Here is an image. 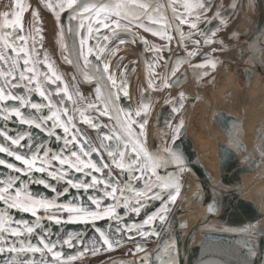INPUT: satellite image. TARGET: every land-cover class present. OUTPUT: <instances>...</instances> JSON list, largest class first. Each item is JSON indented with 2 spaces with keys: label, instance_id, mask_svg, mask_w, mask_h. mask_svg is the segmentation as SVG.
<instances>
[{
  "label": "water",
  "instance_id": "1",
  "mask_svg": "<svg viewBox=\"0 0 264 264\" xmlns=\"http://www.w3.org/2000/svg\"><path fill=\"white\" fill-rule=\"evenodd\" d=\"M48 1L54 7L50 8L49 14H46L52 21L54 33L57 31L58 42L61 41V43L59 42V54L64 68H59L56 65V60H52L53 54L47 53L45 49L42 24L47 8H42L46 0H39L38 6L36 5L32 13L33 17L34 14L38 13L36 18L38 22H34V19L32 22V41L36 62L34 64L31 59L29 44L25 43L26 39L24 41L17 39L15 45L17 47L26 46L28 56L20 53L17 57L19 60L18 67L16 73L13 74L17 75L18 72L23 71L25 76L30 75L23 64V59L27 58L30 60L27 67L34 68L37 73L36 79L40 81L39 86L33 87L35 81L26 85L25 81L19 79L15 82L7 81L3 86L8 89V94L12 96L28 97L29 104L45 105L48 100H51L57 109L65 107L71 109L74 113L71 124H75L76 129H79L81 133H87L81 142L90 140L100 150L99 155L93 153L91 160L96 162L98 166L106 164L108 167L102 173H96L93 170L89 174L87 169L80 173L68 166H61L59 161H51L45 164L46 170L44 172H38L35 169L29 172L27 166L23 165L21 161L15 160L13 156H8L6 153H0V159H5L23 169L20 172H15L7 168L6 165H0V188L6 187V182L10 178H15L13 188L21 189L22 196L42 200L45 204L51 205V207L38 206L34 215L32 212L10 207L4 201H0V215L9 221L11 227L15 228L19 225V230L23 233L20 237L12 236L9 233L4 234L3 240L0 241V247H3L5 252L0 253V264H73L74 261L81 259H89L92 262L97 259L102 260L104 255L127 247L135 257L120 256L106 264H142L144 257H148V259L143 261V264H168L169 250L173 246L176 250V260L172 264H264V222L260 223L264 219V200L255 190L246 191L244 187L250 173L249 155L253 152V146L249 141L245 122L236 110L216 113L215 116L221 124V130H226L229 140L241 154L224 145L220 147L222 187L215 189V195L210 188L205 189L206 198L202 207L208 205L213 197H215V203L211 206V210L200 217L192 226L187 219L183 218L191 209L190 206H185L186 194L199 189L201 186L199 149L189 134L192 112L197 102H204L208 109L210 108L211 95L209 92H204L203 89L216 83L215 73L223 67L224 63H226V72L228 71L227 64L237 63L236 60L229 57L215 62V59L207 53L208 51L203 52L204 49L201 46L216 44L224 48L223 51L237 49L240 58H242L245 51L242 48L243 43L239 41L241 38L246 39L250 32L249 26L253 20L246 17L247 28L243 31L236 30L230 35V38L235 41L233 45L225 43L224 39L204 43L205 31L209 33V36L213 33L212 23L201 27L200 22L197 23L196 29H191L192 22L186 19L193 16L200 17L204 12L211 10L216 0H137L138 3L162 6L159 15L152 16V20L159 21V24L148 22L145 18L146 26L142 27L138 26L135 21L129 23V21L120 18L122 27H127L131 31L117 29L115 33L110 28H104L103 24L94 23L90 25L91 17H98L95 11L91 12L89 16L88 13L83 12V9H80V15L77 18V14L66 7L71 0ZM100 2L101 0H76L73 7L80 4H83L84 7H88L90 4L99 5ZM103 2L114 4L120 0H103ZM201 2L207 5L206 11L196 7L190 9L185 7V4L195 5ZM238 2L239 12L243 10L244 4L248 11L253 9V4L256 3L257 5L258 26L253 30V35L247 37L246 42L254 64L259 66L262 63L259 59H261L260 56L264 49V0H232L230 5L219 14L223 20H231L230 17L237 9ZM17 3L22 6L23 1L17 0L13 8L9 10V19H15L13 14L18 11ZM58 3L65 4L63 11L60 10ZM221 4L222 0H219V6ZM219 6H216V10L220 8ZM42 9L44 13L41 12ZM173 9L178 14V18L174 17ZM21 17L23 18L22 15ZM110 17L114 21L118 19L114 15ZM105 19L106 17L103 16L100 20L106 22ZM215 19H218V16ZM180 20H186V22L180 24L178 29L177 24ZM113 22L107 23L111 25ZM81 24L84 27H81ZM89 26L93 30L92 33L88 32ZM161 26L166 27L161 28ZM216 26L215 24L214 27ZM60 27L65 30L62 39L61 32L57 30ZM35 28L40 29L39 33L35 32ZM162 31H166L171 40L160 34ZM180 32H183L185 39L181 40ZM190 32L193 35L189 37ZM19 34L26 38L23 27ZM81 38L86 41L85 53L88 47L93 48V52L89 56L91 63L88 65L84 64V55L80 53L79 41ZM121 41L123 42L121 43ZM143 41H147V43ZM195 41H200L202 44H196ZM158 46L162 51L157 56L156 49ZM98 48L103 49V52L97 53ZM215 51L217 50L214 48L212 52ZM37 53L41 55L38 56ZM187 53L196 54L188 57ZM44 56L47 57L46 61ZM65 57L72 62L67 63ZM154 57H156L155 62L153 61ZM178 60L180 63L179 67L176 68ZM207 61L214 62L215 67L212 68L209 64L206 69L196 68L197 65L205 64ZM49 63L52 65L51 70L47 68ZM104 64H108L109 68L105 74V80H100L96 67L98 66L103 71ZM1 66L2 71L9 69L3 62H1ZM185 66L189 67L190 75L183 69ZM38 67L41 68L40 74L36 70ZM174 68L176 69L175 75L172 74ZM66 69H69L68 75ZM138 69H141L139 90L137 89V80L133 83V76ZM46 72L48 75L55 72L60 80H57L56 84L46 83L44 79ZM205 72V80L201 83L196 76L199 77ZM109 75L116 81V86L112 91L119 93V99L114 102V106L109 108L108 115H103L101 111L88 108L87 105L93 104L97 108H102L104 103L113 104L111 100L105 101L104 99L108 94V86H110V82L107 81ZM122 78L126 82L127 97L123 95V89L120 87ZM190 78L193 79L197 88L195 94L185 89L186 84L191 80ZM0 81H4V77H0ZM65 86L67 93L61 92ZM29 88H32V91H28ZM97 88H101V95L99 96L96 92ZM40 90L45 92L44 97L40 96ZM54 93H60V95H54ZM181 93L184 94L182 107L175 103ZM69 95L72 97L71 101L68 100ZM228 95L230 92L226 97ZM145 104L148 106L146 113L143 110ZM19 106L18 101H0V130L7 131L8 135L13 138L30 133L31 138L25 136L21 145L17 146L0 136V144L14 149L26 157L37 154L36 167L41 166V161L44 160L43 154L46 151L49 152V156L60 154L64 158L69 156L68 149L78 151V148H74L71 140V132L65 134L63 128L59 126L51 129V124L55 121H48L46 125L37 128L34 125L21 123L20 118L16 117L14 113L3 112L6 107L11 109ZM117 108L123 110L120 113L121 116L127 112L141 111L140 117L135 115L129 117V121H135L132 123L133 139L140 140L138 151H140L141 162V168H136L133 165L131 172L127 169V165L130 163L129 157H134L136 154L125 152L123 159L125 169L122 170L113 164L112 158L103 148L99 139V137L115 132L124 144L128 143L114 115ZM77 110L83 111L86 117L98 118L100 124L107 126V128L101 127L97 130L83 123ZM21 111L25 116L31 114L41 119L51 115L47 107L32 109L27 106L22 107ZM5 115H7V119L4 118ZM178 116L179 119L176 123ZM61 119L67 123L63 113H61ZM245 120H249V115L245 116ZM181 121H183V127L177 134L176 129ZM39 122L37 120V123ZM140 123L145 124L143 129H140ZM49 129L54 132V135H48ZM57 137H61V139H57ZM65 139L69 141L67 146L64 143ZM77 139H81V137L77 136ZM108 143L115 145V141ZM24 145L28 146L25 147ZM131 146L129 144V148ZM141 149L153 154L165 163L154 169L148 168L146 174H142L144 156ZM121 150L124 151L123 147ZM173 152L182 156V165L176 163L172 157ZM118 162H120L119 158ZM53 171L57 174L63 172L68 174L57 179L49 174ZM188 171L192 172V180L188 179ZM92 175H95L103 183H110L117 188L115 200L112 196L105 195V188L102 185L85 190L74 188L67 182L72 180L73 183L83 181L91 184ZM157 178H160L161 183L168 182L170 178L173 180L178 178L181 182L180 194L175 203L170 204L166 218L162 223L156 220L151 225H145L144 220L148 216L159 213L161 208L170 203L167 193L171 189H158ZM41 180L44 182L40 183ZM24 189H27V193L23 191ZM157 190L160 191L162 200L154 198ZM137 193H147V195L138 196ZM95 199H99L98 205L93 204L92 201ZM136 201H141V203L137 205ZM137 206L140 209L138 213L133 210ZM67 207L78 208L82 211L69 212ZM109 209H111V213L100 219H93L87 215V212L104 213ZM71 217L80 218L71 220ZM57 220L61 222L57 223ZM38 221L39 225L37 224ZM23 222H27V227H32L34 231L28 233ZM97 229L104 232L111 240L119 241V243H114L110 249L107 246L102 247L103 237L100 236ZM137 229L140 231L138 232ZM148 232H158V235L146 236L145 233ZM49 241L56 245L51 252L45 250L36 253H10L7 251L13 245L17 248L21 246L26 248L28 244H31L34 247L42 248L43 243ZM93 247L97 249L94 254L91 251ZM56 252L60 253L59 257L55 256Z\"/></svg>",
  "mask_w": 264,
  "mask_h": 264
},
{
  "label": "snow or ice",
  "instance_id": "2",
  "mask_svg": "<svg viewBox=\"0 0 264 264\" xmlns=\"http://www.w3.org/2000/svg\"><path fill=\"white\" fill-rule=\"evenodd\" d=\"M76 3V0H71V2L67 3L66 7L71 9L73 12L77 14V18H79L80 15V9H83V12L88 13L89 16L91 15V12L95 11L97 16L103 14L105 17L114 15L118 19L115 20L111 25L107 22L97 20V24H103L104 28H110V30L115 33L117 29L121 31H131L127 27H122L120 24V18H123L129 23L135 21L138 26H146V20L148 22H151L153 24H159V21H154L152 20L153 15H159L160 10H162L161 5H155L152 6L149 3H138L137 0H120V2L114 3V4H109V3H104L103 0L97 4H90L88 7H84L83 4L77 5L76 7H73V5ZM46 7L48 8H53V5L51 3L46 4ZM60 10L63 11L65 8V4H60ZM186 8H192L196 7L201 9L202 11L207 10V5L205 3H197L195 5L191 4H185ZM17 9L18 11L14 14L15 19H9V13H4V22L2 25H0V42H2L3 47L11 50V52L15 53L16 56L11 58V68L10 69H5L4 71H0V77H4V81H0V101H7V100H12V101H18L19 102V107H13L11 109L9 108H4L3 112L12 114L14 113L16 117L20 118V122L26 125H34L37 128L42 127L43 125H46L48 121H55V123L51 124V129L56 128L57 126L63 128V132L65 134H69L71 132V140L73 142L74 148H78L77 150L73 149H68L69 156L68 158L62 157L60 154H53L52 156H49V152H44V160L41 161V166L36 167L38 155L37 154H32L30 157H26L25 155H21L18 151L6 147L3 144H0V153H6L8 156H13L15 160L21 161L23 165L27 166V171H32L35 169V171L38 172H44L46 170L45 164L50 163L51 161H59V164L61 166H68L71 169H74L76 172L83 173L86 169L88 170V173L91 174V172L94 170L96 173H102L104 169L108 167V165L104 164L102 166H98L96 162L91 160V157L93 153H96L99 155V149H97L90 140L81 142V140L87 136V133H81L79 129H76L75 124H71V121L73 120V114L72 110L69 108H62V109H57L55 105L52 104L51 100H48L45 105L37 104V103H31L29 104V99L26 96H12L8 94V89L3 86V84L7 81H12L15 82L17 79L25 81V84H31L33 81H35V84H33V87H38L40 81L36 79L37 73L35 72L33 67H27L30 64V60L25 58L23 59V64L26 66V70L30 75L25 76V73L23 71H20L17 73V75H13V69L18 67L19 60L17 57H19L20 53H23L25 56H28V49L26 46L24 47H17L15 45V41L19 39L20 41H24L25 37L22 34H19L22 28L21 25V13L23 11V7L17 3ZM173 15L174 17L178 18V14L176 13L175 9H173ZM37 16L38 13L34 14V22L37 21ZM217 16H219V13H217ZM146 18V20H145ZM71 19V17H70ZM215 19V17H214ZM186 20H180L179 23L177 24V28L179 29L180 24L185 23ZM225 22L221 21V26H223ZM81 27H84L83 24H81ZM166 26H161V28H165ZM191 29H196L198 27L197 22H193L190 25ZM149 30H152L149 28ZM40 29L35 28V32L39 33ZM64 29L61 28V39L63 38L64 34ZM71 31V29H69ZM92 28L89 26L88 27V32L92 33ZM135 35V33H132ZM160 34L166 36L167 39L171 40L170 36H167L166 31H162ZM189 37L193 35L192 32H190ZM211 35H214V33H211ZM204 36L206 39L204 40V43H211L213 41L207 39L209 36V33L205 31ZM180 37L181 40L185 39V36L183 32H180ZM123 41H121L122 43ZM144 43H147V41H143ZM196 44H200V41H195ZM86 44V41L84 38H81L79 41V46H80V53L84 55V64L88 65L91 63L89 60V56L93 52L92 47L87 48V52L85 53L84 51V46ZM162 51V49L158 46L156 49V54L157 56L159 53ZM103 49L98 48L97 53H102ZM63 54V53H62ZM196 53H187L188 57H191L195 55ZM37 55H41L40 53H37ZM156 57L153 58V61L155 62ZM44 60H47V57L44 56ZM65 61L67 63H71L72 61L68 60L67 57H65ZM0 62H5L4 55L0 53ZM180 61H177L176 68L179 67ZM211 65L212 68L215 67V63L212 61H207L205 64L197 65L196 68L199 69H206L207 65ZM47 68L51 70L52 65L47 64ZM109 65L104 64L103 65V71L100 70V68L97 66L96 71L99 73V78L100 80H105V74L108 72ZM175 68L173 69L172 74L175 75ZM206 74V72H205ZM44 79L46 83L50 84H56L57 80H60V77L55 74V72H52L51 75H48L46 72L44 74ZM107 81L110 82V86L108 90L107 96L104 97L105 101L111 100L113 102L112 105L108 103H104L102 108H97L96 105L89 104L87 105L88 108H92L93 110L96 111H101L103 115H108L109 108L114 106V102L119 99V93H114L112 91L113 88L116 86V81L113 79L112 76H107ZM178 82V81H177ZM123 89V95L125 97L128 96V92L126 89V82L124 81V78H122V83L120 86ZM28 91H32V88H29ZM61 92L67 93V87L65 86L63 89H61ZM96 92L99 95H101V88H97ZM39 94L41 97L45 96V92L43 90L39 91ZM54 95H60V93H54ZM183 93L180 94V96L176 100V104L180 107L183 105ZM195 99V98H193ZM68 100L71 101L72 97L71 95L68 96ZM30 106L32 109H43L44 107H47L51 113L50 116L44 117L41 119L40 117H34L31 114L28 116H25V114L21 111L22 107H27ZM147 104L144 105V112H147ZM55 109V110H54ZM123 110L117 108L115 115V118L117 119L120 128L123 130V133L125 134V139L128 141L127 144H124L121 141L120 136L116 135L115 132H113L111 135H105L104 137H99L101 145L105 150H107L108 155L112 158L113 164L120 168V169H125V164L123 162V159L125 157V152H130V153H135L136 155L130 156L129 160L130 163L127 165V169L129 172L132 171L133 165H135L136 168H141V162H140V151H138V147L140 146V140L133 139L134 133L132 131V123H135V121H129V117L132 115H135L136 117L141 116V111H135L134 113L132 112H127L124 113L123 116L120 115V113ZM175 111V110H174ZM80 118L82 119V122L92 126L93 128H96L99 130L101 127L107 128V126L101 125L99 122L98 118H89L84 115L83 111L77 110ZM61 113L64 114L67 123L65 120L61 119ZM7 119V115L4 117ZM37 120L40 122L37 123ZM71 125V127H69ZM140 129H143L145 127L144 123L139 124ZM183 127V121H181L180 125H178L176 131L177 134H179L180 129ZM49 129L48 135L52 136L54 135V132ZM0 136L5 137L8 141L11 142L12 145H21V141L25 139V136H27L29 139L31 138L30 133H25L24 135L17 136L16 138H13L12 136H9L7 131L5 130H0ZM77 136H80L81 139H77ZM57 139H61V137H57ZM142 139V137H141ZM109 141H115V145L113 146L112 144H109ZM65 146L69 143L67 139L64 140ZM129 144L132 146L129 148ZM27 147L28 145H24ZM121 147H123L124 151L121 150ZM143 151V156H144V163H143V172L142 174H146L148 168H156L158 166H161L162 164L165 163V161L159 160L156 158L153 154L147 153L146 150L141 149ZM172 157L175 159L176 163L179 165L183 164V159L182 156L177 154V153H172ZM118 158L119 161L118 162ZM0 165H6L7 168L14 170L15 172H20L23 169L20 167H17L16 165L7 162L5 159H0ZM52 175L54 178L60 179L63 178L64 176H67V172H63L61 174H57L55 171L49 173ZM14 179L15 178H10L6 182V187L0 188V201H4L6 204H8L10 207L14 208H19L22 209L23 211L26 212H32L35 215L36 208L39 207H51V205L45 204L44 201L42 200H36L32 199L31 197L25 198V196H22L21 194V189L19 188H13L14 185ZM92 183L88 184L86 182H76L73 183L72 180H68L67 182L72 185V187L80 189L83 188L87 190L88 188H94L97 185H102L105 188V195L106 196H112L113 199H116V192L117 188L112 186L110 183H103L101 180H99L95 175L91 176ZM113 180L115 179L114 177L112 178ZM44 181L41 180L40 183H43ZM157 188L158 189H171L167 193V198L169 200V204H166L163 208L160 209V212L157 214H153L147 217V219L144 220L145 225H151L153 221L159 220L161 223L165 220L166 215L168 213V208L171 203H175L177 200V197L180 194V188H181V182L179 181L178 178L175 180L169 179L168 182L161 183L160 178H157L156 180ZM110 189V190H108ZM25 193H27V189L23 190ZM151 191V189H150ZM123 195V191H122ZM138 196H144L147 195V193H137ZM155 199H163L160 191L157 190L156 194L154 196ZM199 198V197H197ZM91 199V197H90ZM93 204L98 205L100 203L99 199H95L92 201ZM126 203V201H125ZM141 201H136V204L139 205ZM137 213L139 212V207H135L133 209ZM214 210V209H212ZM67 211L69 212H80L82 211L81 209L74 208V207H67ZM111 213V209L108 211L101 213V212H87V215L92 217L93 219H100L103 218L104 215H109ZM80 217H71V220L79 219ZM57 223H60L61 221L57 220ZM25 224V227L27 228L28 233H32L34 229L32 227H27V222H23ZM39 225V221L37 222ZM6 225H8L6 227ZM98 232H100V236L103 237L102 241V247L107 246V248H112L113 244H118L119 241L111 240L108 236L105 235L104 232L100 231L97 229ZM119 231V229H118ZM139 232L140 229H137ZM9 233L12 236L20 237L23 235V233L19 230V225H17L15 228L11 227L9 221L3 216L0 215V241L3 240L4 234ZM146 236H151V235H158V232H148L145 233ZM43 242V238H42ZM23 245V241L21 242ZM71 243V241H69ZM56 247L55 244H53L51 241L48 243H43V247H34L31 244H28V246L25 248L23 246L17 248L15 245L9 247L7 249L8 252H15V253H20V252H42V251H48L51 252L54 248ZM92 253L94 254L97 249L96 247H93L91 249ZM175 247L173 246L169 250V256H168V264H172L173 261L176 260V255H175ZM5 252V249L3 247H0V253ZM56 257L60 256L59 252L55 253ZM74 259V258H73ZM148 257L142 258V264L143 261L147 260Z\"/></svg>",
  "mask_w": 264,
  "mask_h": 264
},
{
  "label": "flooded vegetation",
  "instance_id": "3",
  "mask_svg": "<svg viewBox=\"0 0 264 264\" xmlns=\"http://www.w3.org/2000/svg\"><path fill=\"white\" fill-rule=\"evenodd\" d=\"M17 1V0H16ZM229 1L230 0H226V3L225 4H228L229 3ZM38 2H39V0H33L32 1V8H31V11H30V20L29 21H25V20H23V18L22 17H20L21 18V21H22V27H23V31L25 32V36H26V42L25 43H27V45L29 46V54L31 55V59L34 61L33 63L35 64V62H36V56H35V50H34V47H33V41H32V35H33V30H32V22H33V16H32V13H33V11L35 10V7H36V5L38 6ZM16 3V2H15ZM24 3V2H23ZM26 3V2H25ZM48 3H51V2H49L48 0H46V2L44 3V5H43V9H45V8H47V10H46V12L44 13V10L42 11L41 10V12H43L44 13V15H46V16H44L46 19H48L49 18V16L47 15V14H49L50 13V11H51V9L50 8H48V7H46V4H48ZM59 4V6H60V4L61 3H58ZM215 4L216 5H214V9H213V11H212V13H210V15H201L200 17H195V16H193V17H190V18H188V19H186V20H190L192 23L193 22H197V23H200L201 22V27H204V26H206L207 24H209L210 25V23H212V27H213V33H214V35H211V36H209L207 39H209V40H211V41H215V40H217V39H219L220 37H217L216 35L217 34H219V33H221L222 34V37H221V39H224L225 40V38H227V36L228 37H230V35L231 34H233L236 30H238L237 28H238V26H239V17L241 18V19H243L244 20V17H245V15L243 16V15H241V12H239V2H238V4H237V9H235V12L233 13V15H232V17H230L231 18V20L230 19H224L223 20V18H221V15H219L218 16V19H214V17H216L217 16V13H219V14H221L222 12H223V10H225V8H227V6L228 5H224V0H222V4L219 6V0H216V2H215ZM219 6L220 8L218 9V10H216V6ZM254 6H256V11L255 10H251V11H248L247 9H246V7H245V4H244V6H243V12H245V14H247V15H249V16H251V18H253L255 21H254V23L256 22V19H258V21H259V15H258V10H257V5H256V3L255 4H253V7ZM22 7H23V5H22ZM54 7V6H53ZM10 10V9H9ZM9 10L8 11H6L7 13H9ZM38 10V9H37ZM40 10V9H39ZM23 12V11H22ZM47 13V14H46ZM4 16V15H3ZM0 17V25L2 24V21H3V19L5 18V17ZM103 16H105V15H102V16H98V17H96V16H93V17H91V19L89 20V23H90V25H92V24H94V23H96L97 22V20H100V19H102L103 18ZM13 17H15V15L13 14ZM43 17V24H42V35H43V41H44V44H45V49H46V42H47V29L48 28H50V31H51V38H52V43H55V48L54 49H52V48H50V50L48 49H46L47 50V53H49V54H53V59L52 60H56V65L59 67V68H64V64H63V61L61 60V58H60V54H59V42L61 43V41L59 40V42H58V35H57V31H55V33H56V35L54 34V26L52 25V21H48V24L50 25H48L47 26V21L45 20V18ZM223 17H224V15H223ZM246 18V17H245ZM49 20V19H48ZM101 21V20H100ZM105 21L106 22H113L114 21V19L112 18V17H110L109 18V16L108 17H106V19H105ZM221 21H224L225 23L223 24V26H221ZM51 22V23H50ZM174 22V21H173ZM214 23V24H213ZM253 23V25H255ZM215 24L217 25L216 27H214L215 26ZM243 24V23H242ZM241 24V25H242ZM47 26V27H46ZM174 27H175V25H173ZM253 27V26H252ZM252 27H251V29H252ZM58 31H60L61 32V27L60 28H58L57 29ZM252 34V33H251ZM55 35V36H54ZM198 37V36H197ZM197 37H194V38H197ZM54 40V41H53ZM239 42H242L243 43V46H242V48H243V50L245 51V56L242 58V60H248V62H250L251 64H254V62H253V60H252V58H251V52L249 51V47H248V43L246 42V39L245 38H241L240 39V41ZM62 43H63V41H62ZM219 46V45H218ZM217 46V47H218ZM214 48H215V50H217V51H215V52H212L213 54V59H215L214 61L215 62H219L220 60H223V59H225L226 57H229V58H232L233 60H236V61H238L239 59H240V54L238 53V50H233V51H230V52H228V53H226V51H223L224 50V48H218L217 49V47H215V46H213ZM212 47V49H214ZM263 52H264V50H263ZM0 53H2L3 55H4V58H5V61H6V63L5 62H3L4 64H5V66H7L9 69L11 68V58L12 57H15L16 56V54L15 53H13V52H11V50H9V49H7V48H4L3 47V44H2V42H0ZM231 54H234V55H231ZM18 59V58H17ZM50 64V63H49ZM54 65H55V63H53ZM225 65H226V63H224ZM236 64V63H235ZM228 66H229V68H228V71L226 72L225 71V66H223L221 69H219L218 71H217V73H215V80L219 77L220 78V76H222L223 74L225 75L224 77H227V76H229V74L231 73V70H232V66L234 65L233 63H229V64H227ZM57 66H56V68H57ZM37 71H38V73L40 74V72H41V68L40 67H38L37 69H36ZM0 71H2V66H1V62H0ZM140 72H141V69H138V71L135 73V75L133 76V83H135V81L137 80V89L139 90V87H140V82H141V78H140ZM16 73V68L15 69H13V74H15ZM66 73H67V75H68V73H69V69H66ZM65 74V73H64ZM218 84H219V82H218ZM133 85V84H132ZM216 85H217V83H213V84H211V85H209L206 89H205V91L208 93H210V95H213V107H212V110H211V113H212V115L210 114L209 116L211 117V116H213L214 115V110L216 109V110H218V111H221V112H225V113H227L229 110H236L240 115H241V117L243 118V120H244V122H245V119H244V115H245V113H241L239 110H237V109H228L227 111H222L221 110V108L216 104V102H215V95H222L223 97H225L226 96V93L223 91V90H218L217 89V87H216ZM185 89L186 90H188L186 87H185ZM188 91H190V90H188ZM252 112V111H251ZM197 113H202V114H205L206 113V109H205V105H202L201 106V104H197L196 105V107H195V109H194V111H193V114H192V118H191V124H190V126H189V132H190V134L193 136V133L191 132V126L193 125V118H194V116L197 114ZM196 116H198V114L196 115ZM214 119H217L216 117H213ZM178 119H179V116L177 117V119H176V123L178 122ZM252 119H254V117H253V115H252V118H251V120L247 123V122H245V126H246V128L248 129V131H249V133H250V135L252 136V138H253V140L255 139L254 137H253V133H254V129H255V124L253 123V120ZM221 124L219 123V126H220ZM249 127V128H248ZM220 128V131L222 132V134H223V136L226 138V140L228 141V142H230V140L227 138V134H226V132H225V129H224V132L221 130V127H219ZM218 128V129H219ZM227 136H226V135ZM194 137V136H193ZM195 138V140H196V145H197V147H198V149H199V161H200V164H201V187H203V186H209V187H211V189H212V191H213V194L215 195V187H220L221 185H217L216 183H215V179H216V177H219L220 179H221V182H222V177H221V162H219L218 161V158L219 157H217V155L218 154H220V148L216 151V150H213V149H209V148H205V149H201L200 147H199V145L201 144H207V142H208V138H207V136H203V135H201V134H197L196 135V137H194ZM255 141V140H254ZM231 143V142H230ZM259 144V143H258ZM202 150H207V154L205 155V156H202L201 155V151ZM213 151V152H212ZM238 151V153L239 154H241L240 152H239V150H237ZM219 163V164H218ZM210 173H212V175L210 174ZM187 176H188V179L189 180H192V176H191V171H188L187 172ZM249 179H250V177H249ZM222 187V186H221ZM225 188V187H224ZM197 197H199V198H197ZM185 199L187 200V202L188 203H194V202H198V203H200L203 199H204V193L203 192H200V191H196V192H190L186 197H185ZM197 203V204H198ZM215 203V197H213L212 198V200H211V202L208 204V205H206L201 211H199V212H196V213H191V214H195L196 216L197 215H199L201 212H204V211H206L204 214H206L208 211H210L211 210V206L213 205ZM196 218V217H195ZM264 222V219L263 220H261L260 221V223H263ZM207 228V227H206ZM206 228H204L205 230H206ZM209 230H212L211 228H208ZM135 257V256H134ZM123 258V257H122Z\"/></svg>",
  "mask_w": 264,
  "mask_h": 264
},
{
  "label": "rangeland",
  "instance_id": "4",
  "mask_svg": "<svg viewBox=\"0 0 264 264\" xmlns=\"http://www.w3.org/2000/svg\"><path fill=\"white\" fill-rule=\"evenodd\" d=\"M23 20L29 21L30 11L32 8L33 0H22ZM16 0H0V17L6 13L9 9H12ZM26 2V3H25ZM253 10L256 11V6L253 7ZM257 12V11H256ZM49 19V20H48ZM46 19L47 26L48 21H51L50 18ZM51 23V22H50ZM258 24V19H256L255 25L252 28L251 33L256 28ZM46 26V27H47ZM50 26V25H49ZM54 41V40H53ZM55 48V43H52L51 31L50 28L47 29V42L46 49ZM234 55V54H231ZM259 59L262 63L259 64L261 70L264 72V52L261 53ZM258 65L251 64L250 62L246 63L245 60H238L236 64L232 66L231 73L229 76L224 77L223 74L216 79V87L218 90H223L226 95L230 92L228 97H223L222 95H215V102L221 108L222 111H227L228 109H237L241 113L251 112L253 114V123L255 124V131L253 137L255 138V147L258 152V161L255 166H251V175L250 179H255L256 182L263 184L259 179L260 173L262 172L264 162L262 160V150L259 147V141L263 136V126H264V73L261 72ZM251 71V72H250ZM219 82V84H218ZM198 114V116H196ZM193 118V125L191 126V132L193 136L196 137L197 134L207 136V144H200L199 147L202 149L209 148L213 150H218L222 145L227 148H232L235 150L234 146L226 140L220 131V126L218 120L213 117L208 116L206 113H197ZM212 115V113H211ZM219 128V129H218ZM261 131V132H260ZM221 151V149H220ZM237 153L238 151L235 150ZM213 152V151H212ZM218 161L221 160V152L217 155ZM219 164V163H218ZM212 175V173H210ZM215 183L221 185V179L216 177ZM264 185V184H263ZM187 201V200H186ZM187 203V202H186ZM194 202L193 204H197ZM204 212H201L198 216H202ZM133 257L134 254L131 253L129 247L120 249L116 252L109 253L104 255L102 260L97 259L92 261L91 264H106L108 261L120 257Z\"/></svg>",
  "mask_w": 264,
  "mask_h": 264
},
{
  "label": "bare ground",
  "instance_id": "5",
  "mask_svg": "<svg viewBox=\"0 0 264 264\" xmlns=\"http://www.w3.org/2000/svg\"><path fill=\"white\" fill-rule=\"evenodd\" d=\"M231 1L232 0H230L229 1V3L228 4H225L226 3V0H224V5H230V3H231ZM216 5V4H215ZM213 9H214V5H213V7L211 8V10H209V11H206V12H204L203 14L204 15H210V13H212V11H213ZM237 12V11H236ZM235 12V13H236ZM202 15V14H201ZM241 15H245V17H250L251 18V16H249V15H247V14H245V12H243V10H241ZM4 17V16H3ZM245 17H244V20L243 19H241L240 17L238 18L240 21V23H239V26H238V30L237 31H243L245 28H247V26H248V22H247V20L245 19ZM252 20H253V23H254V19L253 18H251ZM243 23V24H242ZM253 23H251V25L249 26V29H250V32H249V34L247 35V37L249 38V36H252L253 34H251V31H252V29H251V27L252 26H254L253 25ZM242 24V25H241ZM255 24V23H254ZM257 26H258V24H257ZM256 26V27H257ZM253 28V27H252ZM55 34V33H54ZM217 37H220L219 39H221V37H222V34L221 33H219V34H217L216 35ZM229 36V35H228ZM227 36V38H225V43H227V44H229V45H233V44H235L234 42V39L232 38H230V37H228ZM246 37V39H248ZM247 41V40H246ZM202 44V43H201ZM213 46H215V47H217L218 45H207V44H204V45H202L201 47L204 49L203 50V52H207L211 57H213V53H212V47ZM249 47V46H248ZM214 48V47H213ZM218 48H221V46L219 45L218 47H217V49ZM179 50V49H178ZM233 50H237V49H233ZM233 50H227L226 51V53H228V52H230V51H233ZM264 50V49H263ZM250 51V50H249ZM263 52V51H262ZM246 54V53H245ZM245 54H244V56H245ZM244 56H242V58L244 57ZM242 58H240V60H242ZM251 58H252V56H251ZM245 61H248L247 59L245 60ZM193 63V62H192ZM255 65V64H254ZM223 66H226L225 64L223 65ZM228 66V65H227ZM258 67V69L261 71V72H263L262 70H261V68H260V66H257ZM228 68H229V66H228ZM183 69L190 75V73H189V71H188V69H189V67L188 66H185V67H183ZM182 69V70H183ZM181 70V71H182ZM181 71H180V73H181ZM179 73V74H180ZM264 73V72H263ZM191 77V76H190ZM204 77H206V74H200V76L198 77V76H196V78L199 80V82H203L204 80H205V78ZM191 80H190V82H188L187 84H186V88L188 89V90H190L193 94H195V92H196V90H197V88H196V86L194 85V81H193V79L192 78H190ZM207 88V87H206ZM205 88V89H206ZM205 89H203V91L204 92H206L205 91ZM211 98H212V103H211V105H210V108L208 109V106L204 103V102H197V104H201V106L202 105H205V109H206V114L209 116L210 114H211V110H212V107H213V95H211ZM196 104V105H197ZM196 107V106H195ZM195 109V108H194ZM194 111V110H193ZM220 112L221 111H218V110H214V115L213 116H215V114L217 113V114H220ZM192 114H193V112H192ZM246 115H249V120L247 121V120H245V122H249L250 120H251V118H252V113L251 112H246L245 113V115H244V119H245V116ZM191 118H192V115H191ZM253 120V119H252ZM246 127V126H245ZM249 128V127H248ZM246 130H247V133H248V137H249V141L251 142V144H252V146H253V152H251L250 153V155H249V159H250V173H251V166H255L256 165V163H257V161H258V152H257V149H256V147H255V142H254V140H253V138H252V136L250 135V133H249V131H248V129L246 128ZM263 136H262V138H260L261 140L259 141V147H260V145H261V147H260V149L262 150V152H261V154H262V160H263V162H264V126H263ZM223 132H224V130H222ZM225 132H226V130H225ZM224 132V133H225ZM261 132V131H260ZM189 134H190V132H189ZM226 134L228 135V133L226 132ZM225 134V135H226ZM191 135V134H190ZM226 135V136H227ZM191 137L194 139V141H195V144H196V140H195V138L191 135ZM229 137V135L227 136V138ZM229 139V138H228ZM231 142V141H230ZM231 144L234 146V148H235V145L231 142ZM197 146V145H196ZM198 148V147H197ZM231 150H233L232 148H231ZM236 150V149H235ZM235 150H233L234 152H236ZM237 153V152H236ZM207 154V150H202L201 151V155L202 156H205ZM200 156V155H199ZM219 162H221V160H219ZM249 173V175H248V178H247V180H246V182H245V189H246V191H250V190H255L257 193H258V195L264 200V165H263V169H262V172L260 173V176H259V179L258 180H260L263 184H261V183H259V182H256L255 181V179H249V177H250V174ZM191 176H192V172H191ZM221 177H222V173H221ZM193 183V182H192ZM207 188H210L211 189V187H209V186H203V187H201L200 186V188L199 189H196V190H192V191H190V192H196V191H200V192H203L204 193V199L200 202V203H198V204H193V203H188L187 201H186V199L184 198V200H185V206H190L191 207V209H190V211L189 212H187L184 216H183V218L184 219H187L188 220V222L190 223V226H192L200 217H202V216H204L205 214H203L202 216H198V217H196V215L195 214H191V213H196V212H199V211H201L204 207H202V204L204 203V201H205V198H206V193H205V189H207ZM217 187H215V189H216ZM212 190V189H211ZM189 192V193H190ZM189 193H187L186 194V196L189 194ZM185 196V197H186ZM187 202V203H186ZM196 217V218H195ZM152 246H154V245H152ZM122 258V257H121Z\"/></svg>",
  "mask_w": 264,
  "mask_h": 264
},
{
  "label": "built area",
  "instance_id": "6",
  "mask_svg": "<svg viewBox=\"0 0 264 264\" xmlns=\"http://www.w3.org/2000/svg\"><path fill=\"white\" fill-rule=\"evenodd\" d=\"M73 264H91V262L89 259H81V260L74 261Z\"/></svg>",
  "mask_w": 264,
  "mask_h": 264
}]
</instances>
